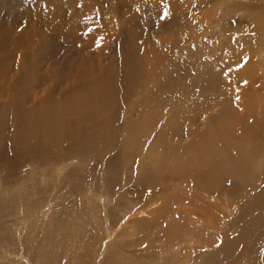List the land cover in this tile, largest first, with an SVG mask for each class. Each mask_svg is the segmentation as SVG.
<instances>
[{
    "label": "rangeland",
    "instance_id": "rangeland-1",
    "mask_svg": "<svg viewBox=\"0 0 264 264\" xmlns=\"http://www.w3.org/2000/svg\"><path fill=\"white\" fill-rule=\"evenodd\" d=\"M49 1L0 0V264H217L206 259L211 247L199 249L206 234L221 238L209 223L193 225L180 213L179 229L186 221L191 232L162 234L164 224L177 218L165 205L179 193L187 197L176 175L191 173L184 168L191 138L183 129L210 131L222 111L240 113V106H231L237 98L257 99L250 111L259 113L248 119L258 134L249 142L255 159L250 177L261 181L264 175V0H217L213 6L207 0H131L130 8L123 0L109 18L119 22V34L79 25L58 30L57 24L71 25L73 13ZM35 3L61 9L62 18L46 13L43 23ZM74 3L76 10L86 3L104 7L102 0ZM234 4L239 8L229 14L242 23L230 26L226 8ZM247 5L253 11L244 12ZM88 13L94 20L95 11ZM255 16L256 24L250 22ZM241 30L244 41L233 34ZM119 44L126 64L119 62ZM225 52L235 62L225 61ZM126 66L128 78L121 72ZM247 73L255 74L253 80ZM228 91L237 93L223 104ZM122 134L130 135V144L120 149L112 143ZM154 140L160 169L140 176V156ZM104 151L112 159L104 162ZM224 213L222 228L231 217ZM188 236L198 246L188 245Z\"/></svg>",
    "mask_w": 264,
    "mask_h": 264
},
{
    "label": "bare ground",
    "instance_id": "bare-ground-1",
    "mask_svg": "<svg viewBox=\"0 0 264 264\" xmlns=\"http://www.w3.org/2000/svg\"><path fill=\"white\" fill-rule=\"evenodd\" d=\"M74 1L75 0H51L48 2V4L51 3L50 6H54V7L56 5H58L59 7H62V5H64L62 7V9L66 8V6H67V9L69 10V12L73 13V16H72L73 18L70 19V22H69V23H71L70 26L68 25V23H64V24L60 23V24H57V26L55 27L56 29L62 30V31H65V29H66L69 31L72 29H79V27H78V25H79V26H87L89 28L92 27V29H94V30H102V31H105L107 29H113L114 30L113 33L119 34V29H118L119 28V22H117L118 23V26H117L116 25L117 23L114 24V23H112V21L110 22L109 18H111L112 15L117 14L118 11H117V5L116 4L120 1L122 2L123 0H102L104 3V7H102V8L97 7V6H93L92 4H91L92 6H89V4L86 3V4H83V6L79 10H76L77 5H75ZM138 1H140V0H138ZM213 3H217V0H214V1L213 0H207V2H205V5L206 4L212 5ZM124 5H126V7H128V8H130L131 0H130V2L128 0H124ZM171 6L172 7L174 6L173 2L171 3ZM228 7L229 8H226V10H228V14H227L228 24L230 26H233L234 22L235 21L239 22L240 19L237 20V18L235 19V18L231 17V14H229V12H232V9H234V8L237 9L239 7H238V5L235 6V4L228 6ZM246 7L247 8L243 9L244 12L253 11L254 7L252 5H247ZM32 8L36 13L37 18L40 21H42L43 23L47 19L46 13H48L49 16H51L52 14H55V16L56 15L59 16L58 14H60L61 12H57V11H59V10L62 11L61 9L56 10V8L52 9L51 7H49V10L50 9L52 10V12H50L51 10L49 11L48 7L46 9H44L40 5L38 6L37 3H35V5L32 6ZM84 9H85V11H84ZM47 10L49 12H47ZM87 10L95 11V19L94 20L87 19V15H89V13L86 14ZM82 11H84V12H82ZM135 13H137V12H135ZM151 14L152 13H150V15ZM228 15H230V16H228ZM59 17H61V16H59ZM78 18L80 19L79 23H78ZM150 19H154V18L152 16H149L147 18V21ZM256 20L257 19L255 16L250 20V22L256 24L257 23ZM31 21H33V19ZM243 21H246V20H243ZM239 23H242V22H239ZM124 26H126V25H124ZM258 27H259V25H258ZM34 28L36 29V27H34ZM129 28H127L126 30H128ZM244 32H243V30H241V32L239 31L238 33L235 32L233 34H236L237 36L233 35V37L235 36L236 40H243L244 41L245 38H243V35L246 34V32L245 33ZM244 36H246V35H244ZM235 38H233V39H235ZM4 41L5 40H3V38L0 40V48L2 47V45H3L2 43H4ZM226 43L228 45L227 41H226ZM14 44H15V42H14ZM120 45L121 44H119V52L123 58H121L119 62L125 63L127 60V51L122 50ZM229 45H231V44L229 43ZM20 49L22 50L21 46H20ZM23 51H24V49H23ZM240 51L243 53V50H240ZM225 53H226V55L224 56V60L228 61V62H230V61L232 62L233 61L232 58L234 56L231 55L229 52H225ZM239 56L243 57L240 54H239ZM254 59L256 61L259 60L258 58H254ZM233 62H235V61H233ZM242 63H245V62L243 61ZM121 72H122V75L124 78H128L129 71L127 70V66ZM243 74L245 75V73H243ZM247 75L249 77H251L253 80V76L255 74L252 75L251 73L250 74L247 73ZM249 77H247V78H249ZM255 77H257V75ZM263 77L264 76H262V78ZM258 78H260V75H258ZM234 92L237 93L236 91H234ZM228 93H229V91H228ZM231 93H233V92L231 91ZM231 93L223 96L224 100H221V102L223 104H231V102H228V97H230ZM235 93H233V94H235ZM236 95H240V94H236ZM195 98L196 97L193 98L194 101H196V99H198V98L201 99V97L200 96L198 97V95H197V98L196 99ZM237 99H239V100H236V102L234 100L235 104L232 103L231 106H234V105L235 106L237 105V107L240 106L241 107L240 113L237 114V113L232 112V114H231V113H229L230 111H225V110L222 111L220 114V117L218 116L219 119L215 120L214 124H212L210 126V129H211L210 131L205 129L201 133H195L193 131L195 129L192 128L191 126L185 127V129H183L185 131L184 132L185 135L189 136L191 138L190 144L192 145V149L190 150V154L188 151L189 155L186 154L188 158H185L186 162H187L185 164L186 165L188 164V166L185 165V167H184L186 169V172H187V168H188V172L190 170L191 173L188 175L187 174L181 175L183 173H179V170H177L176 175H177V179L179 182L178 188H181V187L186 188L187 190H185V192L183 191L182 194L186 193L187 197H183L179 193V194L175 195V197H172V199L170 198L168 200V202L165 205V208L167 211L171 210V209H174L175 211H177L176 212L177 218L175 216L176 222L171 221V222H167L166 224H164V226L162 228L163 230H161V231H162V234L166 235V236L167 235L168 236L175 235L178 233H184V235H185V234H188L189 232H191V229L189 228L191 226H189L188 223H186V221L184 222L185 227L179 229V226L183 225L180 222V220L183 217V214L180 215V213H185L191 217L192 222L191 221L190 222L193 225L198 226L199 224H201L203 222L209 223V225H210V228L208 227L209 231H212L213 233H217L218 237H221L220 239H216L212 235V237L209 236V239H208L206 237V235H207L206 234L205 238L201 241V242H203L202 245H205V246H199V249H202V247H206V246L212 248L211 256L209 258L207 257L206 258L207 260L215 261L217 264H264V188L262 187L263 181H264V175H263L261 181H257L258 179L250 177V171L254 167L253 163H255V161H254L255 159H252L251 155L249 154V152H250L249 142L250 143L253 141L257 142V140H255V139L258 137V134H255V132H254L255 129L253 130L252 126H249L250 121H248V119L251 118L252 115L254 116L255 113L256 114L259 113V112H256V110L254 111V113H252L250 111L251 104L254 103L257 99H252L250 101L240 100V98H237ZM198 102L200 103V101H198ZM198 102L196 101V103H198ZM202 102H203V100H202ZM225 106L228 107L227 105H225ZM231 106H229L228 108H230ZM235 106L233 107L234 110L236 108ZM236 112H238V111H236ZM90 113H92V112L85 113V114L87 115ZM94 114H96V113L94 112ZM132 130H134V129H132ZM127 132H128V130H127ZM133 133L134 132L132 131V137L134 135ZM180 135H182V134H180ZM196 135H197V137H196ZM217 135H219L218 140H217V138L215 140L213 137H215ZM129 137H130V135L129 136L123 135V137L119 140L118 143L114 142L112 144H113V146L114 145L118 146L120 149H121L120 146H122V148H124L123 147L124 145L128 146L130 144V142L127 141V138H129ZM158 142H159V140H154L148 147H145V150H143V153H142L143 156H140V158L142 159V162L140 163L139 168H138V172H139V169L141 171L140 176L144 177V175L148 174L149 172L153 173V170H154L153 168L157 167L156 165L158 164V162L153 161V160L155 157L160 155V154H157L159 152V146H160V143H158ZM112 144H110V146H109L110 148H112ZM236 144H240V149H237L239 147L236 146ZM142 145H143V143H142ZM114 148L115 147H113L112 150ZM131 150H132V148H131ZM104 153H105V151L102 153L104 162L106 160H108L109 158L112 159L111 157H105ZM126 153H123V154L126 155ZM169 153L170 154L171 153L177 154V152H173V151H170ZM130 154H132V152ZM167 155H166V157H167ZM126 157H129V156H126ZM255 157H258V155ZM171 158H173V156H171ZM178 161H180V160L178 159ZM91 162L92 163H90L91 165L89 166L90 167L89 172H91L93 167H94L93 166L94 161H91ZM146 162H148L149 164H146ZM170 162H172V161H170ZM174 164H175V162H174ZM171 165H172V169H175V165L173 166V163ZM165 166H167V168H168L170 165H165ZM116 167H114V168H116ZM176 167H179V166H176ZM114 168H112V169L108 168L105 170L107 175H109V178H113L117 174V173H115L116 171H114L115 170ZM121 168H122V166H121ZM157 168H159V167H157ZM157 168L155 170H157ZM182 168L183 167L181 165V171L185 170L184 168L183 169ZM220 169H223V170L221 171ZM224 173H227V174H224ZM92 174H94V173L92 172ZM170 174H171L170 177H172V172ZM225 175L229 176L228 181L225 180V178H226ZM149 176H151V175H149ZM171 179H173V178H170L169 180H171ZM259 186L263 191L256 189ZM249 187H253L254 190H248ZM186 194H185V196H186ZM190 194H192V196H189ZM241 194H248L249 197L245 198V197H243L244 195L242 196ZM196 199L198 200V202H195ZM171 205H172V207H171ZM180 206L183 209H180ZM187 208H189V209L184 210ZM223 209L231 214V217L228 216L229 217V220H228L229 225L226 226L225 228H222V225L224 224V218H226V214L224 213ZM173 214H175V213H173ZM188 215H186V216H188ZM228 227L231 229V235H232L231 237H227L226 235L223 234V232L222 233L220 232L221 228H222L223 231L225 233H227V231L229 230ZM167 228H170L169 232L166 231ZM205 228H202V229L197 228V229L203 230ZM226 229H228V230H226ZM189 235L192 236L191 233ZM191 238L192 237H189V236H188V238L186 237V239H187L186 243L188 245L194 244L195 245L194 247L198 246V244L196 242L191 241ZM189 249H190V251H192L195 248H193V249L189 248ZM188 257H189V255H188ZM189 258H191V257H189ZM197 259H198V256L194 259H191L190 263H192L193 261H197ZM185 262H187V261L185 260Z\"/></svg>",
    "mask_w": 264,
    "mask_h": 264
},
{
    "label": "snow or ice",
    "instance_id": "snow-or-ice-1",
    "mask_svg": "<svg viewBox=\"0 0 264 264\" xmlns=\"http://www.w3.org/2000/svg\"><path fill=\"white\" fill-rule=\"evenodd\" d=\"M165 11H167V10H165ZM165 11L163 12V14L160 17V19H161L162 22L164 20H167L168 19V11H167V14H165ZM101 39H103V37H101Z\"/></svg>",
    "mask_w": 264,
    "mask_h": 264
}]
</instances>
